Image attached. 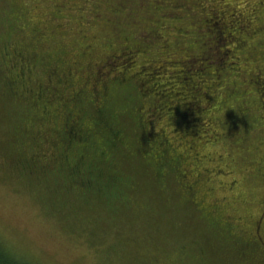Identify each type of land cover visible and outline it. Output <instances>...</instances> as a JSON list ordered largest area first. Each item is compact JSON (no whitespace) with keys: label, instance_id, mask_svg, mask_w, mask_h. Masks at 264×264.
<instances>
[{"label":"rangeland","instance_id":"obj_1","mask_svg":"<svg viewBox=\"0 0 264 264\" xmlns=\"http://www.w3.org/2000/svg\"><path fill=\"white\" fill-rule=\"evenodd\" d=\"M230 2L258 10L246 43L206 54L228 0H0V246L27 264H264V0ZM158 33L166 47L121 53Z\"/></svg>","mask_w":264,"mask_h":264},{"label":"flooded vegetation","instance_id":"obj_2","mask_svg":"<svg viewBox=\"0 0 264 264\" xmlns=\"http://www.w3.org/2000/svg\"><path fill=\"white\" fill-rule=\"evenodd\" d=\"M231 0H228L229 4L225 3L224 6H222V8L220 7L217 12L215 11V13H212L209 11V14L214 15L213 18H207L205 19L206 24L210 22V20H212V23L209 25L211 26V28L207 29L205 32L207 34H204L205 39L207 41L206 45H205V53L208 54L210 53V48L211 47H215L217 46L215 42L218 41V39L216 38V33L219 31H215V35L213 33V31L215 30V28L218 29L219 26L216 25L217 20L219 21L220 26L222 27V30L220 31V37H223L222 40L229 42V41H234L237 43V45H235L234 47H241L244 46L246 43V38L249 36L250 32L248 28H252L251 24L253 23V18L256 17L258 10L255 12H249L247 11V9H245L243 6H238V7H231ZM258 4L263 5V2L259 1ZM262 9V8H261ZM255 13V16H252ZM208 17V16H207ZM215 19V21H214ZM205 24V25H206ZM207 26V25H206ZM236 30V31H235ZM163 34L158 33L156 36H147L144 35L142 42H148V41H158L159 43L156 45L157 47H166V44H164L165 39L163 38ZM213 44V45H212ZM152 44H150L151 47ZM212 45V46H209ZM124 48L126 49V52H124ZM121 53L123 52V54H135L137 55V53L140 52L144 53L146 52L145 48L140 47L139 44H125V46H121L120 47ZM228 55H230L231 53L234 52V49L232 48H228L227 49ZM193 56H189V58L186 59V61H190L192 60ZM200 57V56H198ZM153 62V63H152ZM156 63L155 60H151L150 63L147 64L148 67L154 68L156 67ZM160 67V65L158 66ZM143 68H145V66H143ZM257 75V79H261L260 74H256ZM128 80V79H127ZM100 84H104V81L102 80V82ZM106 93V88L103 87L101 88V90L99 91V94L101 96L105 95ZM144 94H142L143 96ZM95 98H97V96H95ZM151 111L154 109L153 107H150Z\"/></svg>","mask_w":264,"mask_h":264},{"label":"trees","instance_id":"obj_3","mask_svg":"<svg viewBox=\"0 0 264 264\" xmlns=\"http://www.w3.org/2000/svg\"><path fill=\"white\" fill-rule=\"evenodd\" d=\"M219 37L220 36L216 35L217 39H219ZM220 39L222 40L223 38L220 37ZM222 41H224V40H222ZM217 44H219V40L217 41ZM144 46H145V42H142L140 47L144 48ZM227 49H226V51H227ZM140 93L146 94V91H144V92L140 91ZM104 98L105 97H103V99ZM98 114L99 115L102 114L101 109L98 110ZM79 137H80V134L77 137V133H76V139L77 140H79ZM0 264H27V263L23 262L18 257H15L14 255L9 254L2 246H0Z\"/></svg>","mask_w":264,"mask_h":264}]
</instances>
